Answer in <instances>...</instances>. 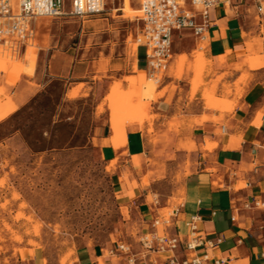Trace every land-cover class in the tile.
Listing matches in <instances>:
<instances>
[{"label": "rangeland", "instance_id": "1", "mask_svg": "<svg viewBox=\"0 0 264 264\" xmlns=\"http://www.w3.org/2000/svg\"><path fill=\"white\" fill-rule=\"evenodd\" d=\"M109 2L111 0H107ZM140 3L141 0H135L131 5V0H121L126 19L113 18L108 22V28L115 31L111 38L121 45L125 39L122 53V58L126 59L125 71L123 62L120 66H109L104 59L89 67L87 63L91 60L88 58L83 59L79 71L73 74L71 71L67 77L44 70V63L54 51L72 52L80 40L90 45L89 37L80 39L79 35L82 28L84 35L89 34L88 21L94 18H50L35 27L34 45L19 50L13 48L16 52H11L8 44L0 46V59L6 65L0 67V104L11 99L8 92L11 88L3 83V72L9 66L16 69L27 67V57L30 65L27 72L33 73L30 81L38 88L15 116L9 117L11 114L0 119V264H125L124 256L111 255L109 251L117 242L136 247L140 234L151 230L148 225L151 219L147 222L139 208L128 207L122 198L126 191L124 178L128 175L127 169L117 167L116 160L106 164L100 158L101 138L110 135L107 144L115 150L127 144V134L126 144L121 141L119 147L110 140L111 113L117 107L123 108L125 115L120 119H125V125L139 124L140 119L142 124L147 123L149 142L155 146L159 139L153 136V122L158 116L153 114L152 105L166 91L180 89L171 84L157 92L166 78L180 83L189 80L186 109L190 113L192 102L199 96L198 108L219 113L218 117L208 120L214 123L222 124L224 114L233 111L235 104L229 96L242 97L249 74H241L230 86L225 83L229 74L211 72L212 64L202 51L172 59L173 62L157 74L149 75L139 70L135 60L138 47L135 34L133 32L126 38L125 35L131 27L142 26L136 22ZM106 13H110L107 8ZM250 14L252 33L249 39L253 40L247 38L244 45L247 55L230 67L232 71L264 68V54H259L262 46L264 49V20L256 18L253 12ZM246 44L251 48L248 49ZM205 47L206 43L201 44L202 49ZM26 49L31 52L27 54ZM42 53L46 55L40 60ZM139 57L146 63L144 48L139 50ZM218 60L220 64L224 63V58ZM92 77V82L95 81L92 89L81 85L80 95L67 97L70 84L90 81ZM142 80L144 85L140 88L138 81ZM154 90V98L149 99ZM132 100L133 103L138 100L136 110H131ZM225 107L227 109L223 112ZM259 117L253 122L254 126H257ZM179 118L169 124V129L176 133L180 125L187 123L191 127L190 124L197 121L185 118L183 114ZM131 127L144 130V126ZM119 130L122 131V127ZM216 133L220 135L221 130L217 129ZM229 139L238 143L235 138ZM204 146L200 145V150L210 152L204 150ZM178 149L185 150L188 156L182 159L173 153L164 154L163 150L154 152L153 158L146 161L149 176L141 177L139 184L133 183V188L140 187L147 194L146 201L151 209L163 207L155 210L163 219H168L171 211L180 204L183 177L198 169V164L192 162L190 156L198 153L195 142L191 139L179 141ZM161 157L164 162L157 161ZM138 158L133 157L134 168L141 165ZM241 185L245 187V182H240L238 187ZM155 198L158 204L153 205ZM177 231L180 234L189 232L183 223L177 224ZM34 252H39L36 260Z\"/></svg>", "mask_w": 264, "mask_h": 264}, {"label": "crops", "instance_id": "2", "mask_svg": "<svg viewBox=\"0 0 264 264\" xmlns=\"http://www.w3.org/2000/svg\"><path fill=\"white\" fill-rule=\"evenodd\" d=\"M105 3L107 10L113 9L112 13L90 19L88 21L89 34L84 35L82 28L79 35L80 39L89 37L90 45L80 40L79 46L72 52L54 51L48 62L44 63L45 71L67 77L71 71L72 74L79 71L80 65L84 64L83 59L86 58L91 60L87 63L89 67L95 66L101 59L107 61L109 66L111 64L120 66L123 62V71H125L126 59L122 58V53L125 51L123 48L125 39L123 45L112 39L111 34L114 35L115 31L108 28V22L113 18L126 19V14L121 7V0H111L109 3L105 0ZM134 3L135 0H131V5ZM251 12L256 15L249 0H218V4L209 13V27L204 40L206 42L204 49L201 48L202 42L194 37L190 29L176 31L172 37L170 64L173 62L172 59L179 56H190L193 52L202 51L212 64L211 72L229 74L225 77V83L230 86L238 80L241 74H249L242 97L229 96V100L234 102L235 107L232 112L224 114L222 124L208 121L210 117H218L219 113L202 111L198 108L199 96H196L192 102V110L189 113L186 109L189 104V80L180 83L166 78L157 92H161L171 84L179 86L180 89L166 91L152 105L153 114L158 116L153 122V136L156 135L159 142L155 146L150 144L146 133L148 124H142L141 119L139 124L127 123L125 125V119L114 118L111 114L109 123L112 136L110 140H114L115 145L119 147L121 141L126 144L127 134V144L115 150L107 144L109 135L101 138L103 143L99 145V154L103 162L109 164L116 160L117 167L127 169L128 175L124 178L126 191L122 198L128 207L139 208L142 217L148 222L153 215H157L156 211L163 207L151 209L146 201L147 194L140 187L133 188V183L139 184L141 177L149 176L147 175L149 164L146 161L153 158L154 152L163 150L164 154L173 153L177 158L184 159L188 153L178 149L179 141L193 140L198 153L190 156L192 162L198 164V169L183 177L178 205L179 213L166 228V233L180 234L177 231V224L185 225L192 216H198L200 218L198 227L209 239H222L214 250L208 251V254L226 260L227 264H264V68L255 71L245 68L243 71L230 70L233 64L247 55L244 45L252 33ZM197 22H200L199 18ZM131 28L125 38L131 36L133 32L135 36L140 34L139 25ZM36 32L35 28V38ZM34 42L33 39L29 44L32 46ZM247 46L248 49L251 48L250 45ZM141 48L137 47L135 60L138 69L146 71V63H143L139 57ZM9 50L14 51L10 45ZM26 50L27 54L31 52L30 49ZM259 54H264L263 46ZM45 55L42 53L40 60ZM218 58L220 60L224 58V63L220 64ZM27 59V67L16 69L14 66H9L3 72V83L11 88L8 89L11 99L6 104H0V119L15 114L38 90L30 81L33 73L27 72L30 66L29 58ZM92 79L93 77L89 79L90 81L72 84L74 86L86 85L92 89V85L95 84ZM205 81H208V78H205ZM72 84L67 88V93L74 87ZM155 90L149 99L154 98ZM0 93L2 94L1 91ZM138 106V100L136 103L131 101V110H136ZM226 109L227 107L223 112ZM180 114L197 121L190 124L191 127L187 123L180 125L176 133L169 129V124L175 119L179 120ZM258 115L260 117L256 123L257 126H254L253 122ZM131 126H144V130L142 128L134 130ZM119 127H122V131ZM222 127L224 131L221 130ZM217 129L221 130L220 135L216 133ZM229 138L237 139L238 143ZM206 141L216 146L210 152L203 153L199 147L200 145L203 147ZM135 156H138L141 162L138 168H134L132 164ZM157 161L164 162V158L161 157ZM240 182H245V187L243 185L238 187ZM131 191L132 196H130ZM255 201L263 204L262 207H253ZM152 213L155 214L152 215ZM38 254L39 252H34L35 260Z\"/></svg>", "mask_w": 264, "mask_h": 264}, {"label": "built area", "instance_id": "3", "mask_svg": "<svg viewBox=\"0 0 264 264\" xmlns=\"http://www.w3.org/2000/svg\"><path fill=\"white\" fill-rule=\"evenodd\" d=\"M181 1L182 4L178 0H144L140 5L141 17L136 22H140L142 27L135 39L138 47L145 50V72L149 75L163 72L168 67L174 32L190 29L200 42L207 36L209 13L218 0ZM249 2L258 19L264 20V0ZM105 7V0H0V44L8 43L17 50L26 48L34 39L37 19L96 18L106 14ZM108 12L112 13V10ZM221 130L224 131V127ZM156 204L157 198L153 205ZM262 205L259 201L253 203L255 208ZM178 213L179 206L171 211L168 219L156 215L148 222L151 230L138 237L136 249L117 242L109 254L124 256L125 264H227L226 260L208 254L222 239H209L198 227V216H192L185 223L189 230L187 235L166 233V228Z\"/></svg>", "mask_w": 264, "mask_h": 264}, {"label": "bare ground", "instance_id": "4", "mask_svg": "<svg viewBox=\"0 0 264 264\" xmlns=\"http://www.w3.org/2000/svg\"><path fill=\"white\" fill-rule=\"evenodd\" d=\"M144 0H141V3L143 2ZM179 1V3L180 4H182V1L181 0H178ZM141 3H140V5H141ZM112 11H113V9H112ZM141 17V9L139 8V17H137V18H140ZM47 19H50V18H39V19H37L36 20V25H35V27L39 24V23H42V22H45V20H47ZM204 43H206L205 41L204 42H202V44H204ZM6 44H8V43H6ZM6 44H0V46H3V45H6ZM9 45V44H8ZM26 46H31L29 43L26 45ZM14 51L16 52V50L14 49ZM4 66H6L5 65V61H2L1 59H0V67L1 68H4ZM180 66V65H179ZM181 67V66H180ZM180 70V69H179ZM180 75V74H179ZM134 78V77H133ZM135 83V82H134ZM138 85H139V87L140 88H142V86L144 85V81L142 80V81H138ZM81 89V85H79V86H77V87H75V88H73L72 90H70L69 92H68V94H67V97H69V98H75L77 95H80V94H78V92H79V90ZM130 91V90H129ZM141 91V90H140ZM137 92H139V91H137ZM80 93H81V91H80ZM130 97V96H129ZM204 97V96H203ZM206 97H210V96H206ZM106 98V97H105ZM107 98H110V97H107ZM110 100V99H109ZM108 100V101H109ZM127 102H128V99H127ZM126 102V103H127ZM101 109V108H100ZM123 108H119V107H117V108H115V110L111 113L112 114V116L114 117V118H117V119H120V118H123L124 117V110H122ZM125 109V108H124ZM126 109H127V107H126ZM214 148V146H212V145H210V144H208V143H206L205 144V146H204V150H209V151H211L212 149ZM18 241V240H17Z\"/></svg>", "mask_w": 264, "mask_h": 264}, {"label": "trees", "instance_id": "5", "mask_svg": "<svg viewBox=\"0 0 264 264\" xmlns=\"http://www.w3.org/2000/svg\"><path fill=\"white\" fill-rule=\"evenodd\" d=\"M18 112V111H17ZM17 112L15 114H13L11 117L15 116L17 114Z\"/></svg>", "mask_w": 264, "mask_h": 264}]
</instances>
